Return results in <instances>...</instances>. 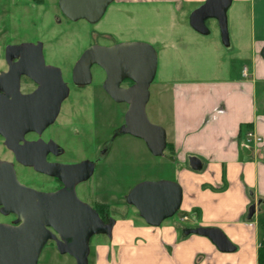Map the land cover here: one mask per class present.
I'll list each match as a JSON object with an SVG mask.
<instances>
[{
  "label": "water",
  "instance_id": "95a60500",
  "mask_svg": "<svg viewBox=\"0 0 264 264\" xmlns=\"http://www.w3.org/2000/svg\"><path fill=\"white\" fill-rule=\"evenodd\" d=\"M113 1L58 0L57 4L68 20L82 19L93 24L100 20ZM230 3L231 0H206L189 15V26L201 35H208L210 30L206 21L215 20L220 41L228 47L226 10ZM260 56L264 60V46ZM4 57L8 64V70L0 73V135L4 138V145L13 150L17 162L58 178L64 187L54 192L36 191L17 180L12 163L0 160L1 209L17 216L14 224L0 223V264H37L43 247L51 239L55 240L59 254L73 257L76 264H87L89 238L98 233L110 237L114 224L113 219L104 223L75 192V185L92 175L94 163L88 160L74 164L48 163L44 157L48 150L36 156L38 142L18 145L25 133L40 134L54 122L68 86L60 69L45 63L41 42L7 45ZM13 57L18 60L11 64ZM157 58L155 49L146 42H119L108 46L92 44L84 49L71 72L75 86H86L91 82L92 65L104 71L102 87L105 92L115 102L127 104L118 133L142 139L154 156L162 155L167 143L165 129L151 123L145 111ZM21 75L36 83L34 91L20 93ZM125 79L132 84L121 87ZM47 144L57 147L52 141ZM188 163L195 170L201 167L200 160L194 156L188 158ZM125 201L134 207L147 225L159 226L180 209L182 189L173 180L141 181L130 189ZM260 204L261 200H258L248 207V219L253 217ZM186 233L207 237L221 252L234 250L218 228H189Z\"/></svg>",
  "mask_w": 264,
  "mask_h": 264
},
{
  "label": "rangeland",
  "instance_id": "374dc122",
  "mask_svg": "<svg viewBox=\"0 0 264 264\" xmlns=\"http://www.w3.org/2000/svg\"><path fill=\"white\" fill-rule=\"evenodd\" d=\"M184 11H173L168 6L157 4H125L115 0L107 6L100 20L91 24L82 19H65L57 0H0V70L5 68L3 54L8 43L39 41L44 46L45 63L58 67L64 81L72 87L73 65L92 42L103 46L146 42L155 49L158 58L145 111L151 123L167 131L171 123L169 81L225 75L235 77L242 66H249L250 62L251 20L247 4L232 3L227 10L228 48L221 45L214 27L208 35L194 33L187 24L188 15ZM259 24L264 29V16H257L256 25ZM259 38H264L262 29L255 35V39ZM92 76L89 85V88H94L92 105L87 99L69 98L45 135L53 136L64 148V155L59 159L66 162L92 158L107 142L106 154L90 178L78 186L77 196L90 205L93 201L106 203L118 217L125 212L127 219L135 216L138 220L134 207L125 203L126 194L141 181L170 180L174 166L166 150L162 155L154 156L142 139L118 134L127 107L124 103L107 100L97 89L103 80L99 68H92ZM22 87L31 89L33 83L24 79ZM263 89L264 80L257 83L256 89V105L260 109L264 108ZM17 171L20 181L35 186L39 184L37 176L19 167ZM42 185L45 189L54 187L51 180ZM179 213L180 210L166 220L178 218ZM258 220L264 222V212L258 214ZM102 237L94 235L92 244ZM37 264H72V261L45 246Z\"/></svg>",
  "mask_w": 264,
  "mask_h": 264
},
{
  "label": "crops",
  "instance_id": "0c3cea01",
  "mask_svg": "<svg viewBox=\"0 0 264 264\" xmlns=\"http://www.w3.org/2000/svg\"><path fill=\"white\" fill-rule=\"evenodd\" d=\"M117 1L168 6L189 17L206 0ZM232 3L247 4L249 66L235 77L169 81L171 123L165 131L170 149L165 150L174 166L169 179L182 189L178 218L149 226L139 215L138 220L127 219L125 212L114 217L110 237L91 244L89 264H264V222L258 220L264 212V108L256 105L257 83L264 80L259 55L264 38L255 39L264 30L256 25L257 16H264V0H231L228 8ZM209 22V30L214 27L219 36L216 21ZM248 130L262 137L260 145L245 141ZM190 156L200 160L199 169L189 166ZM258 200V210L248 219V207ZM182 216L186 219L180 221ZM196 227L220 229L234 250L221 252L207 237L186 233Z\"/></svg>",
  "mask_w": 264,
  "mask_h": 264
},
{
  "label": "flooded vegetation",
  "instance_id": "af4514ba",
  "mask_svg": "<svg viewBox=\"0 0 264 264\" xmlns=\"http://www.w3.org/2000/svg\"><path fill=\"white\" fill-rule=\"evenodd\" d=\"M58 2V0H57ZM62 14V13H61ZM63 16V15H62ZM64 17V16H63ZM65 18V17H64ZM67 19V18H65ZM68 20V19H67ZM210 20H207L206 23H208ZM27 41H22V42H19V43H8V45H17V44H21V43H26ZM39 41H35V42H28V43H37ZM92 44H98L96 42H92ZM90 44V45H92ZM89 45V46H90ZM100 45V44H98ZM5 47L4 46V53H5ZM43 44H42V53L43 52ZM84 51V50H83ZM82 53V52H81ZM81 55V54H80ZM79 55V56H80ZM44 56V54H43ZM79 58V57H78ZM77 58V59H78ZM3 59H4V62H5V68L1 69L0 70V73L1 72H5L8 70V64L6 63L5 61V57H4V54H3ZM18 60V57H13L11 59V64L15 63L16 61ZM76 62V61H75ZM94 67H97L101 70L102 74H103V80L100 84V87H98L97 89L99 91L102 92L103 96L107 99V100H112L114 101L106 92L105 90L103 89L102 87V84H103V81L105 80V73L104 71L98 67L97 65H92L91 66V82L90 84L92 83V79H93V76H92V68ZM72 72V70H71ZM71 78V76H70ZM24 79H27L29 81H31L33 83V87L31 89H28V90H24V88L22 87V83H23V80ZM64 80V79H63ZM67 84V83H66ZM71 84L73 85L72 87H70L68 84V93L66 95V97L61 101V104H60V108H59V112L62 108V106L65 104V102L69 99V98H75V99H78L79 101H85L86 99L89 100V104L92 105V102H93V95H94V92L92 91V89L94 88H89V85H86V86H75L72 82V79H71ZM132 84V82L128 79H125L122 81V83L120 84L121 87H128ZM37 85L36 83H34L31 79H29L28 77H26L25 75H21L20 76V79H19V91L21 94H29L31 93L32 91H34L36 89ZM85 90H88L87 92H85ZM91 90V91H90ZM90 96L91 99L88 97ZM127 107V104L124 103ZM59 112H58V115H59ZM57 115V117H58ZM57 117L56 119L54 120V122L51 124L53 125L56 120H57ZM123 124V122H122ZM49 125L46 129H44L40 134L36 133V132H27L23 135L22 139L18 142V145H24L26 142H38L39 143V149L37 150V154L36 156H38V153H42L44 150L47 151L46 154H45V161L48 162V163H62V164H74V163H78V162H81V161H84V160H88V161H92L94 163V169L97 165V163L104 157V155L106 154L107 152V142H104L103 143V146H101L99 148V150L97 151L96 155L92 158H89V159H83V160H78V161H64V160H61L59 159L61 156L64 155V148H61V146H59L56 142V140L54 139L53 136H47L45 135L46 131L50 128ZM118 132V130H117ZM120 134V133H118ZM54 142L56 146H47L48 142ZM60 149H62V151H60ZM30 152L26 153L27 155L29 154ZM0 160H4V161H7V162H10L13 164V167H14V170H15V174H16V178L17 180L21 183V184H24L25 186H28L36 191H40V192H54V191H57L61 188L64 187L63 183L56 177H53V176H49L47 174H44V173H41V172H38L36 171L33 167L31 166H26V165H22L20 164L19 162L16 161L15 159V154L13 152V150L7 148L5 145H4V138L0 135ZM17 167L19 168H22L25 172L29 173V174H33L34 176H37L38 180H39V184L37 186L35 185H32L28 182H23V181H20L19 179V173L17 171ZM94 172V170H93ZM93 174V173H92ZM90 178V177H89ZM88 178V179H89ZM46 180H51L54 184V187L51 188V189H45L43 188V185L41 186V184H44V182ZM86 181V180H85ZM85 181H81L79 183H77L75 185V192H76V195H77V188L79 185H81L83 182ZM89 193V190L87 191V194ZM78 197V196H77ZM82 201V200H81ZM93 201V200H92ZM84 202V201H83ZM86 203V202H85ZM126 203V201H125ZM88 204V203H87ZM90 205V204H88ZM99 215L100 219L108 224L111 219L114 220V217H116V213L115 211H113L109 205H106V203L104 202H100V201H93L92 204L90 205ZM1 205H0V223H6V224H14V221L16 220L17 216L15 214H12V213H5L2 209H1ZM114 212V214L112 213ZM123 215V214H121ZM119 215V216H121ZM94 235H103V236H107L106 233H98V234H94ZM92 235L90 238H89V242H88V245H89V254H88V257L90 255V251H91V244H92V237L94 236ZM45 246L53 249L56 253H58L57 251V248H56V244H55V240H48L47 243L45 244ZM44 246V247H45ZM43 247V248H44ZM43 250V249H42ZM65 257H67L68 259H71L72 261V264H76V260L69 256V255H66L64 254ZM88 257H87V264H89V260H88Z\"/></svg>",
  "mask_w": 264,
  "mask_h": 264
},
{
  "label": "built area",
  "instance_id": "2783aa9c",
  "mask_svg": "<svg viewBox=\"0 0 264 264\" xmlns=\"http://www.w3.org/2000/svg\"><path fill=\"white\" fill-rule=\"evenodd\" d=\"M246 68H243V75H246ZM245 141L247 143H252L254 145H260L262 143V137L257 134L256 132L252 131V130H248L245 133ZM186 219V216H182L180 218V221H183Z\"/></svg>",
  "mask_w": 264,
  "mask_h": 264
},
{
  "label": "trees",
  "instance_id": "16d2710c",
  "mask_svg": "<svg viewBox=\"0 0 264 264\" xmlns=\"http://www.w3.org/2000/svg\"><path fill=\"white\" fill-rule=\"evenodd\" d=\"M249 129V128H247ZM167 142V141H166ZM166 149H170V143H166ZM262 249H260L259 257H261Z\"/></svg>",
  "mask_w": 264,
  "mask_h": 264
}]
</instances>
